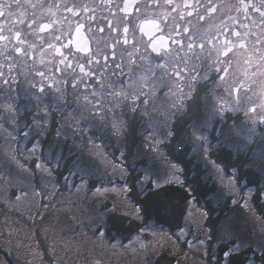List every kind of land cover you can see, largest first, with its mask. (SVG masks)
Listing matches in <instances>:
<instances>
[{
	"label": "snow or ice",
	"instance_id": "snow-or-ice-1",
	"mask_svg": "<svg viewBox=\"0 0 264 264\" xmlns=\"http://www.w3.org/2000/svg\"><path fill=\"white\" fill-rule=\"evenodd\" d=\"M110 2V0H109ZM131 0H124L123 7L116 6L118 12H112L113 15L123 13L122 20L113 24L112 20L108 21V31L110 33H115L116 37L119 39H112L111 48V60H109L108 55L104 56V64L101 66L99 60V43L96 45L97 51H92L89 49L88 45L85 43L82 36V29L85 27L83 21L80 20L81 14H87L86 20L90 25L89 31L95 30V20L94 9H89L85 6L82 10L65 7L64 13L66 14L63 18H58L57 12L60 8L59 3L54 5L50 4L45 8L43 3L32 4V8L35 10L37 7L40 9V16L37 17L35 11L33 12L32 18L25 20H20L18 23L27 24L28 33L34 39L30 42L25 35L17 30L11 32L9 35H4L3 31L0 30V42H4L6 49H9L5 55V59L8 62L9 69L16 67L14 61H20L22 58V65L18 69L17 74L11 75L8 78L0 80V87H6L10 102L4 107L6 109V118L11 122L12 125H19L20 123V113L19 108L15 104V101L11 100L12 93L15 92L17 97L24 96L28 100H34L38 108V114L33 120V123L27 125V131L23 133L25 138H29L35 133L37 138L47 134L48 126V115L52 108H56L59 112L67 111V117L62 123H67L71 119L76 128L73 129L72 135L76 134L79 125L82 122L85 125L98 127L101 125H106L107 123V113L109 111H114L116 105H119L122 109L131 111L133 113L140 110V101L143 102V105L147 106L149 104L154 105V99H150V94L154 96L153 90L157 87L158 84L165 83L167 77H175L179 82L176 85V92L179 95H176V92H170L166 95H171L174 97L173 101L165 109L166 113L170 117L180 118V123L188 120L189 117L194 116L196 108L190 106L187 102L194 97L200 96L201 93L198 88V84L202 82H207L212 79V74L216 76V81L213 86V91L215 86L218 84L225 83L229 77L233 76L234 67L236 69L242 70V77L235 76L232 79V86L229 88V106L230 110L233 112H239L245 110L252 114L258 115L259 123L264 125V93L260 95L249 96L248 93L252 92V86L248 84V79L250 76L254 77L258 74L261 68H264V32L257 36L255 32L245 31L241 33L235 27L236 20H232V25H221L218 26L216 34L212 35L211 32H192L191 31V20L188 19L186 24H182L185 21V18H191L194 14L198 16L200 21H205L207 17L215 14L219 8L218 5L212 3V0H184L183 9L180 8V5L172 8V14L179 12V20L176 22V35L186 36L187 43L182 39H174L169 36L171 39L172 45L177 46L175 55L173 54L172 47L168 44L167 40L163 35L158 39L154 40L149 47L151 52L146 48L141 49L139 47V42L136 40L135 36V25L133 12L130 10ZM167 5H172L173 0H165ZM241 7L245 12L247 17V10L251 6L253 11L259 13L261 19V26L264 27V0H261V6L257 7L252 4V0H248V3H245V0H240ZM12 7L11 3L5 2L0 3V17L5 15V10ZM55 9V10H54ZM110 12L112 9H109ZM201 11L204 12L201 15ZM136 13H139L140 10L135 9ZM68 14L73 19H69ZM12 13L9 11V16ZM169 13H165L164 17L167 20ZM175 19V16L173 15ZM67 22L69 28L74 27V33L65 32L64 25ZM150 23L159 28L155 20L152 21H142L140 24V31L144 32V24ZM121 24L123 27L121 28ZM241 27L248 28L247 24H241ZM182 28V32H181ZM101 33L105 31L103 27L99 29ZM230 32V36H229ZM250 36H255L256 40L249 47L247 38ZM66 37H71L67 39ZM234 38V39H233ZM105 48L104 51L107 52L109 43L104 41ZM124 45L133 49L132 52L128 53L129 61L128 64L124 63L123 54L119 57V62H117V53L115 49L120 45ZM185 47L187 51H184ZM37 49L39 50V64L42 66L41 70H36V55ZM183 52V55L180 53ZM15 53V55H13ZM154 54V55H153ZM51 55L52 59L45 61L44 57ZM213 55L215 58L213 59ZM235 58V66L233 64V59ZM31 60L32 64L29 66L28 61ZM192 60H198L200 62V67L202 69L203 75L197 73L196 75H191L189 71V62ZM75 61V63H74ZM148 62L147 69L145 71H150L152 73L151 80L145 78V83L139 88H135L133 78L137 76V73L142 70L144 62ZM152 61H158L156 64H152ZM48 64L52 65V68L47 67ZM205 65H207L205 67ZM255 65L257 71L250 72V70ZM87 66V67H86ZM2 67V65H0ZM125 67L128 68V71L125 72ZM195 67V65H193ZM76 68H79V76H76ZM69 70H71L69 72ZM171 70V71H169ZM159 72L160 75L157 77L156 73ZM67 73L68 75L64 77V83L67 85L68 79L71 76H76L75 79L71 80L72 93H75L74 98L72 93L69 92L67 87L64 91H61L59 85L61 83L60 76H64ZM264 74V73H260ZM3 72H0V77H3ZM23 76L24 79L20 80V77ZM37 77L39 79H37ZM88 78V82L85 83L84 78ZM125 77H127L125 79ZM190 77V80H189ZM93 79L95 84H93ZM20 80V83L16 82ZM99 85V89L96 88V85ZM15 85V87H14ZM83 86L85 88H92L90 95L83 96V103H81V96L78 93V88ZM145 88H148L149 91H145ZM187 89V91H186ZM47 90H54L52 95V104H49ZM99 91L101 96H104L106 93L108 99V108L103 107L104 101L97 98V92ZM204 99L207 102L209 99V94L204 93ZM223 99V98H222ZM259 100V103L257 101ZM63 101V103H61ZM75 104V108H73ZM251 107H247V105ZM41 105L43 107H41ZM191 108V110H189ZM43 112V116L39 115V112ZM205 111L208 112V117L204 120L197 119L194 121L193 127V142L196 143L197 153L199 157H202L204 160L208 161L209 149L212 147L211 144L207 143H197L201 140L207 141L208 137L204 135L203 128L213 120L217 115L221 114L224 111V108L221 107L217 109L215 105H207ZM225 120L227 117H224ZM167 123V120L165 121ZM69 127L72 125L69 124ZM124 127L123 124L117 126L116 124L112 125L113 131L110 135L107 136V140L111 141L115 139L118 143V146L121 148L125 147V143L121 138L120 129ZM174 127V125H173ZM83 131V130H81ZM221 133L224 132L223 128L219 129ZM199 135H196V133ZM174 133L168 131L167 136H172ZM68 133L63 129H58L56 132L57 138L64 136L68 137ZM249 135H255L254 129H249ZM154 139L152 133H149V137ZM16 141L15 137L11 138V141H8V148L3 153L5 162L15 163L18 168L30 171L29 167L23 164L15 155L12 150V143ZM90 144L92 140L88 141ZM183 140L178 141V149L183 151ZM260 144L264 145V134H261ZM152 147V145H147ZM37 145L33 142L31 149H28V155H34V149ZM203 149V152L200 153V149ZM16 150L20 151V145L16 143ZM264 156V151L261 153ZM49 165L51 161H48ZM213 167L216 169L212 174L219 177L220 183L228 188L229 193L232 195L231 203L237 206L238 209H245L249 212H252L249 200L247 199V193L239 186V178H233L220 174V165L212 162ZM57 167H59V162H57ZM36 167L41 171L47 173V181L52 183V194L53 198L56 191L63 192L64 188L59 185L57 181L51 179L52 172L49 167H46L43 163H37ZM173 169L178 170V174L182 176L183 170L176 164L171 165ZM91 166L87 168H77V171L81 172V183L77 184L74 180L70 181L71 186L76 189V195L84 190V181L87 176L93 175V171L90 170ZM115 168V166H114ZM123 169L120 170V175H124ZM115 171L113 175H115ZM176 175V173H174ZM165 180L168 179L167 175L164 177ZM149 180L148 176L139 177L138 183L146 182ZM225 180L227 183L225 184ZM161 182L160 178L152 180V186ZM102 186L97 185L93 187L90 183L87 185V189L84 191L85 198H87L88 192H91L93 196H97L100 191H102ZM47 183H45L39 190L35 191L36 195L47 199ZM259 196L264 197V190L258 193ZM21 196L27 198L28 193L22 192L16 197V200L19 201ZM243 201V203H241ZM41 207L47 208L48 205H40ZM140 211V209H139ZM254 215V212L252 213ZM205 218H208V212L202 210L199 213V219L195 221V229L200 232V236L197 238V250H203L204 254L208 256V245L215 241L216 247L221 244L226 245L222 250V256L217 258L216 256L212 257L214 264H233L235 257L239 256L242 249L246 246L245 242L237 241L236 243H230L232 240L231 232L225 227L221 232L213 236L211 229H205L203 226V221ZM257 224L260 228V236L264 239V216L255 217ZM177 229L176 239L179 241L181 239L180 233L184 232V227L182 224H175ZM149 226L143 223L141 232H147ZM160 231H163L162 229ZM119 242H117L118 244ZM189 245H192V241H188ZM117 244L109 245V247L115 248ZM264 252V248L261 249ZM247 264V261H246Z\"/></svg>",
	"mask_w": 264,
	"mask_h": 264
},
{
	"label": "rangeland",
	"instance_id": "rangeland-1",
	"mask_svg": "<svg viewBox=\"0 0 264 264\" xmlns=\"http://www.w3.org/2000/svg\"><path fill=\"white\" fill-rule=\"evenodd\" d=\"M173 99L174 97L172 99L161 97L154 102L155 108H151L153 104L152 106L150 104L139 128L140 139L133 148L135 153L131 160L136 161L139 158H145L146 165L136 166L141 173L140 177H149L148 181L138 183L140 189L144 188L148 182L152 184V180L157 177L160 178L161 182L155 186L166 182L180 183L183 180L182 176L178 174V170L171 167L176 162L167 159L162 147V143L169 137L166 133L172 131L171 125L174 117L168 116L165 109ZM16 105L19 108V113H21V102L18 101ZM207 105L216 106L215 99L208 101ZM103 107L108 108L105 104ZM247 107H250V104ZM205 108L200 120L208 117ZM71 110L60 112L61 114L56 116L57 126L48 138L46 135L37 138L35 133L29 138H25L23 135L27 131V125L32 124L36 118L38 109H31L30 123L27 122L24 114H20L18 126L12 125L6 118V109L3 108L0 111V241L2 242L0 246L7 249V240H12L13 245L11 242L8 245L13 246L18 254L23 246L28 247L33 241L35 242L36 235V240L39 239L45 251L43 255L37 256V263L35 264H164L170 260L164 256L165 254L174 259L173 264H214L212 257H221L222 250L226 245L221 244L216 247L215 241H213L208 245V256L204 254L202 249L197 250V238L200 236V232L195 229V221L199 219V213L202 210L206 211V209L202 203H197L193 196L189 198L187 203L181 223L185 230L180 233L181 239L179 241L176 239L177 229L171 231L166 226L151 221L145 223L149 226L147 232L140 231L142 224L138 231L132 233L125 241H121L117 235H111L112 238H108L103 229L108 212H120L134 219L140 217L138 206L128 196L126 170L124 166L112 160L110 150L107 149L110 142L118 149H122L115 139L108 141L107 136L112 133L113 124L117 126L123 124L124 115L120 112L122 111L121 107L115 106L114 111L107 113L106 125L92 127L81 122L79 129L73 136V129L76 128L75 123L71 119L67 123H62ZM229 112L234 113L231 110ZM238 113L240 118L236 121L229 120L222 127L223 133L214 132V135L217 136L216 140L211 139L210 136L212 120L203 128L204 135L208 137V140L206 142L201 140L197 143L212 145L209 149V162L196 155L197 146L193 142L194 121L182 128L175 145L178 147L180 140L184 141L183 144H190L191 153L206 167L204 178L216 183L217 188L209 197L211 205L217 208L222 202L228 201L227 205L230 210L213 228V236L218 235L226 227L232 234L230 243L242 241L246 243L242 250L251 248L253 251L261 253V249L264 248V239L260 236V228L255 219V217L261 216L251 201L253 187L245 186L242 181H239L240 188L248 194L247 199L252 212L238 209L231 203L232 195L228 188L220 183L219 177L212 174L216 171L212 164L213 161L220 165L221 175L226 173L223 166L210 156L217 145H226L236 152L249 149L251 161L261 173V186L264 187V156L261 155L264 151V145L260 144L264 129L260 131L255 127V121L259 118L258 115H252L246 109ZM39 115L43 116V112L40 111ZM217 116L223 117L224 115L219 114ZM69 124L72 126L69 127ZM61 128L69 134L67 138L64 136L57 138L56 132ZM123 128L120 129L122 140ZM249 129H254L255 135L250 136ZM149 133H152L154 139L148 138ZM196 135L199 133L197 132ZM12 137L16 138V141L12 143L13 152L23 164L28 167L30 163L33 164V170L29 167L30 171H25L18 168L15 163L5 162L3 153L8 148L7 142L11 141ZM89 140H92L91 144L88 142ZM17 142L20 145V151L16 150ZM33 142L37 145L33 150L35 154L28 155L27 150L31 149ZM43 142L46 143L45 146H43ZM147 145H152V147ZM64 147L65 149H63ZM199 151L202 153L203 149L201 148ZM70 155L75 156L74 160L69 164L67 172L62 174L60 180H57L56 171L59 168L62 170L64 159ZM116 156L120 158L119 155ZM49 160L51 161L50 165ZM38 162L49 167L52 172L51 179L57 181L64 188L63 192L56 191L54 193L55 198L52 194V183L46 179L47 173L36 167ZM57 162H59V167L56 166ZM176 164L180 167L178 163ZM89 165L94 174L85 178L84 190L76 195V189L69 182L74 180L77 184L81 183V172L76 169L87 168ZM121 169L125 170L123 176L120 175ZM114 171L115 175H113ZM33 173L37 175L36 178ZM165 175L168 177L167 180L164 179ZM226 175L236 178L233 173H226ZM45 183H47V199L35 194V191L39 190ZM88 183L93 187L100 185L103 190L97 196L88 192L87 198H85L84 191L87 189ZM226 183L227 180H225ZM22 192L28 193L27 198L21 196V199L17 201L16 197ZM189 192L191 191L189 190ZM262 200L264 203V197ZM39 203L46 204L48 207H41L39 210ZM31 214H41L42 216L34 221L29 217ZM31 221H38L36 222L38 226L33 227ZM207 221L205 218L203 226L205 229H210ZM46 224L48 228L42 229ZM50 229L56 231L54 236L50 234ZM161 229L163 231H160ZM41 230L48 231L47 239L42 237L45 235H42ZM188 241L193 242L191 246ZM117 242L119 243L117 244ZM112 244H117V246L115 248L109 247ZM252 256L249 254L244 264L246 261L247 264H264V257L262 261H259L254 260ZM8 262L0 257V264H10Z\"/></svg>",
	"mask_w": 264,
	"mask_h": 264
},
{
	"label": "flooded vegetation",
	"instance_id": "flooded-vegetation-1",
	"mask_svg": "<svg viewBox=\"0 0 264 264\" xmlns=\"http://www.w3.org/2000/svg\"><path fill=\"white\" fill-rule=\"evenodd\" d=\"M5 2L11 3L12 7L10 9H6L5 15L3 17H0V30L3 31L4 35H9L10 30H11V32L19 30L25 35V37L30 42L34 38L31 37L30 35H27V33H28L27 24L26 23L21 24V23H18V21H20L22 19L25 21H27L28 19H31L34 11H35L37 17L40 16L39 7H37L34 10L32 8V4L43 3L45 8H47L48 5H50V4L54 5L56 3H59L60 8L57 12L58 18H63L66 15L64 13L65 7H73V8H77V9L82 10L85 6H87L89 9H94V15L96 17L95 30L94 31H89L90 25L88 24V22L86 20L87 14H84V13L81 14L80 20L83 21L85 24V27L82 29V36L84 38L85 43L88 45L89 49L92 51H97L96 45L99 43V45H100L99 60H100L101 66H103V64H104V56L105 55H108L109 60H111L112 48L110 45H111L112 39L113 38L119 39V38L116 37L115 33H110L108 31V21L112 20L113 24L115 25L116 22L122 20L123 13L113 15L112 12H118V9L116 6L118 5L119 7H123L124 0H110V2H109V0H0V3H5ZM203 2L206 3L207 0H203ZM212 3L218 5V8H219V10L215 14L207 17L205 21H200L198 19V16L194 14L191 18L186 17L185 21H183L182 24H186L188 22V19H190L192 32H199V33L211 32L212 35H215L218 26L225 25V24L232 25V20L235 19L236 20L235 27L241 33L245 32V31L255 32L257 34V36H260V34L262 32H264V27L261 26V19H260L259 13L256 11H253L251 6L247 10V17H246L245 12H244L243 8L241 7L240 0H212ZM245 3H248V0H245ZM252 4L259 7V6H261V0H252ZM176 5H180V8L183 9L184 0H173L172 5H167L165 3V0H131L129 7H130V10L133 12L134 25H135V36H136V40L139 42V47L141 49L146 48L149 52H151V48L149 47V45H151V43L154 40L158 39L161 35H163L165 37L168 44L172 47L174 55H175L177 46L172 45V42H171V39H169V36H171L172 38L177 39V40L183 38L185 40V44L187 43V37L186 36L176 35L175 25H176V22L179 20V12L172 14V8L176 7ZM110 8L112 9L111 12L109 10ZM137 8L140 10L139 13L135 12V9H137ZM9 11L12 13L11 16H9ZM165 13H169L167 20H165V17H164ZM200 14L203 15L204 12L201 11ZM173 15L175 16V19L173 18ZM68 16H69V19H73L70 16V14H68ZM152 20L156 21L159 28L157 29L156 26H154L150 23H145L143 25L144 26V32H141L140 31L141 22L142 21H152ZM241 24H247L248 28L241 27ZM101 27H103L105 29V31L103 33H101L99 31V29ZM122 27H123V25L121 24V28ZM64 31L74 33V27L70 29L67 22H66L64 25ZM181 32H182V28H181ZM229 36H230V32H229ZM69 38H71V37H66L65 42H67V39H69ZM255 40H256L255 36H250L247 38V42H248L249 47L252 46V44L255 42ZM104 41H108V43H109L107 52L104 51V48H105ZM9 50H10V48L9 49L5 48L4 42H0V65H2V67H0V72H3V74H4L3 77H0V80H2L4 78H8L10 76V74L11 75L17 74L18 69L22 65V58L20 61H14L13 63L16 64V67H13L10 71L8 62L5 59V55L3 54ZM115 51L117 53V62H119L120 55L123 54L124 63H125V65H127L128 61H129L128 53L132 52L133 49L121 44L119 47H117L115 49ZM184 51H187L186 47H185ZM180 54L183 55V52H181ZM13 55H15V53H13ZM214 58H215V56L213 55V59ZM35 59L37 61L36 70H41L42 66L38 62L40 59L38 49H37V55H36ZM44 59H45V61H47V60L52 59V57H51V55H48V56H45ZM157 62L158 61H152V64H156ZM74 63H75V61H74ZM235 63H236V60L234 58L233 59L234 66H235ZM28 64H29V66H31L32 61L29 60ZM193 65H195V67H193ZM147 66H148V62L145 61L142 70L139 71L137 73V76L133 78V80H134L133 86L135 88H139V87L143 86V84L145 83V78H147L148 80H151L152 73L150 71L144 70V69H147ZM206 66L207 65H205V67ZM47 67L49 69H51L52 65L48 64ZM70 71L71 70H69V72ZM124 71L127 72L128 68L125 67ZM169 71H171V70H169ZM189 71L191 72V75H196L197 73H200L201 75H203L202 69L200 67V62L198 60H192L189 62ZM256 71H257V69H256L255 65H253V68L250 70V72H256ZM260 73H264V68H261L256 76H254V77L250 76V78L248 79V84L252 86L253 91L248 93L247 95L254 96V98H255V95H260V94L264 93V74H260ZM57 75L61 79V83L59 85L61 91H64L65 88L67 87L69 92L72 93L71 80L75 79L76 76L80 75L79 68H76V76H71L68 79L67 85H65V83L63 81H64V77L67 76L68 74L65 73L64 76H60L59 74H57ZM159 75H160V73L157 72L156 76L158 77ZM235 76H240L241 78H243L242 77V70L236 69L234 67L233 76L229 77L225 83L216 85L214 91H213V86H214V83L216 81V76L214 73L212 74L211 80L198 84V88H199V91L201 93V95L198 97L201 98L202 111L203 112H204V108L206 107V104L208 103V101H210L212 99H215L217 109H219L221 107L224 108V111L221 113L224 116L223 117L216 116L211 122L212 125H211L210 129L214 127L219 132V129H221L234 116L240 118V114L238 112H234V113L229 112V110H230L229 102H228L230 99L229 98V88L232 86V79ZM126 78L127 77H125V79ZM23 79H24V77L21 76L20 80H23ZM37 79H39V78L37 77ZM20 80H18L16 83L19 84ZM84 80H85V83L88 82L87 77H85ZM189 80H190V77H189ZM92 82H93V84H95L94 79ZM178 83L179 82L175 79V77H167L165 79V83L158 84L157 87L153 90L154 96L150 94V99H154V102L157 99H160L161 97L166 98V99H168V98L172 99L173 96L166 95V94H168L170 92V90L172 92H176V85ZM14 87H15V85H14ZM96 88L99 89L98 84L96 85ZM92 90H93L92 88H85L83 86H80L78 88V93L81 96V102H84L82 99L83 96L90 95ZM47 91L49 92L48 101H49V104L51 105L52 104V95L54 94V90H47ZM145 91H149V89L145 88ZM186 91H187V89H186ZM204 93L209 94V99L207 102L204 99ZM74 95H75V93H72L71 98H74ZM176 95L178 96L179 93L176 92ZM97 98L103 100L104 101L103 105L105 104L108 107V103L106 101L110 98L107 97L106 93L104 94V96H101L99 91H98L97 92ZM11 100L15 101V104L18 101H20L22 104L20 114H24V116L27 115L29 118H30V115L32 114L31 109H33V108H34V110L38 109L36 102L34 100L30 101L22 95L17 97V94L15 92L12 93ZM9 102H10V98H9L6 87H0V111H2L3 108L5 109L4 106L6 104H8ZM61 103H63V101H61ZM257 103H259V100L257 101ZM149 106H150V104L145 106V105H143V102L140 101V110L135 112V113L128 111V110H124L121 108L122 111H120V112H122L124 115L123 121L125 122L127 118H129V117L131 118V116L134 115L139 120V123L141 126L142 120H143L145 114L148 112ZM151 106H152V104H151ZM41 107H43V106L41 105ZM116 107H120V106L116 105ZM250 107H251V105H250ZM73 108H75V104H73ZM151 108H153V106ZM49 114H50L49 115L50 116L49 122H50V120L53 116L56 117L57 115H60L61 113L56 108H52ZM202 115H203V113H202ZM224 117H227V119L225 120ZM173 119L175 120L176 117H174ZM30 122H31V120L28 123H30ZM124 122H123V124H124ZM191 122H189V123L187 122V124L189 125ZM255 127L257 130H260V131H262L264 129L263 125L259 123V118L255 121ZM47 128H48V126H47ZM40 205H42V203L38 204L39 210L41 209ZM41 216H42L41 214H37V215L31 214L29 217H31V220L35 221L36 219H40ZM106 216H107V214H106ZM106 219H107V217L105 218V227H107L109 225L108 222L106 221ZM36 222H38V221H36ZM36 222H32V225L35 228L38 226V224ZM47 226H48L47 224L44 225L42 227V229L48 228ZM105 227L103 229H105ZM17 231H18V229H17ZM55 232L56 231L54 229H50L51 235L54 236ZM41 233H42V235H45L42 237L44 239H47L46 236L48 234V231L44 232L41 230ZM108 238H112V236L109 235ZM9 242H11V244L13 245L12 240H10V241L7 240V249L2 248L0 246V257L2 259H5L6 262L9 261L8 263H10V264H35V263H37V256L43 255L44 251H45L43 246L41 245L39 239L37 238V240H36V235H35V242L33 241L32 244H30L28 247L23 246L19 250L18 254L16 253V250L13 246L8 245ZM52 242H53V240H52ZM52 242L50 241L49 243L51 244ZM0 244H2L1 241H0ZM57 245H58V242H57ZM38 250H40V251H38ZM164 256H166L168 259L171 260V261L166 262L164 264H173L174 263V259L171 256H169L167 254H165ZM96 262H98V261H96Z\"/></svg>",
	"mask_w": 264,
	"mask_h": 264
},
{
	"label": "trees",
	"instance_id": "trees-1",
	"mask_svg": "<svg viewBox=\"0 0 264 264\" xmlns=\"http://www.w3.org/2000/svg\"><path fill=\"white\" fill-rule=\"evenodd\" d=\"M188 104L195 107L197 110L194 116L189 117L188 120L180 123V118L176 117L171 125V130L174 133L169 136L167 140L162 143L165 155L168 160L176 162L183 170L180 183L166 182L159 186H152L151 183H147L142 189L138 187V179L141 176L138 170L139 166L147 164L145 158H139L136 161H132L131 157L135 153L133 151L140 139V123L137 117L134 115L131 118H127L124 122L123 128V141L126 143L125 147L118 149L111 142L108 144L107 149L110 150V157L116 163L124 166L126 170V179L128 181V196L132 202L140 209L139 219H134L126 214L120 212H108L107 222L108 226L104 231L107 236L117 235L121 241H125L132 233L138 231L139 227L149 221L155 224L164 225L168 229L173 230L175 224L182 223L188 200L191 196L197 203H202L203 207L208 212L207 225L213 231V228L219 223V221L225 217L229 212L227 202H222L220 207H214L211 205L209 197L215 192L217 185L213 181H209L204 178L206 173L205 165L199 161L196 156L191 153L190 144H183V151L181 152L175 143L179 139L182 128H185L187 122L195 121L202 117V101L201 98L194 97L188 101ZM191 110V108L189 109ZM27 122L30 118L25 115ZM239 117L234 116L232 119L236 121ZM174 125V127H173ZM57 126L56 117L53 116L48 123L46 138L54 131ZM217 132L216 128H211V139L216 140L217 136L214 132ZM125 139V140H124ZM43 142V146H45ZM66 145V143H65ZM65 149V147L63 148ZM64 152V150H63ZM116 155H119L118 158ZM211 158L219 162L227 174L233 173L239 181H242L245 186L253 187V193L251 194V201L255 210L264 216V203L262 197L258 195L263 190L261 186L262 177L261 173L253 166L250 158V150L236 152L230 147L219 144L214 151L210 153ZM74 155H70L62 165V170H57V180H60L63 173L67 172L69 164L74 160ZM34 169L33 164L29 166ZM36 178L37 175L33 173ZM189 190L191 192H189ZM122 237V238H121ZM249 254H252L254 260L262 261L264 252L257 253L251 248L242 250L240 255L235 257L233 264H244L245 259ZM171 261V260H168Z\"/></svg>",
	"mask_w": 264,
	"mask_h": 264
},
{
	"label": "bare ground",
	"instance_id": "bare-ground-1",
	"mask_svg": "<svg viewBox=\"0 0 264 264\" xmlns=\"http://www.w3.org/2000/svg\"><path fill=\"white\" fill-rule=\"evenodd\" d=\"M125 140V139H124ZM125 145H126V143H125ZM107 221V220H106ZM122 238V237H121ZM57 244V243H56Z\"/></svg>",
	"mask_w": 264,
	"mask_h": 264
}]
</instances>
